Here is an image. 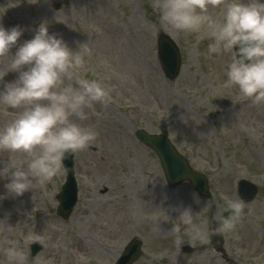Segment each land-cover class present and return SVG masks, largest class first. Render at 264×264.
<instances>
[{
	"label": "rangeland",
	"instance_id": "rangeland-1",
	"mask_svg": "<svg viewBox=\"0 0 264 264\" xmlns=\"http://www.w3.org/2000/svg\"><path fill=\"white\" fill-rule=\"evenodd\" d=\"M225 2L210 4L208 13L219 18ZM41 21L73 50H79L78 44L87 46L83 66L64 83L76 87V77L96 79L109 94L103 103L84 107V119L70 117L98 133L87 148L75 152L79 199L70 218L55 212L65 183L62 165L49 181L37 180L23 195L0 200V264H8L5 249L12 245L24 251L26 264H114L131 238L143 244L135 264H225L208 236L229 215L224 192L232 195L241 179L254 183L257 195L244 204L234 231L219 233L224 247L234 248L245 264L264 263V103L254 104L235 86L222 87L231 53L209 55L206 35L164 29L153 0H0V23L6 29H24L18 43L32 38ZM162 33L180 52V70L173 80L165 77L158 58L156 40ZM16 75L10 72L4 79ZM20 110L0 106V127ZM137 130L166 135L208 180V198L189 183L168 186L156 155L136 140ZM18 155L0 153V168ZM8 182L0 177V194L6 193ZM120 196L132 205L133 234L119 238L115 247L100 242L97 222L103 215L101 228L110 226L107 212ZM184 207L199 214L197 223L207 228L206 239L194 241L189 229L175 228L179 213L174 209ZM35 243L42 249L32 258ZM233 259L231 264H237Z\"/></svg>",
	"mask_w": 264,
	"mask_h": 264
},
{
	"label": "clouds",
	"instance_id": "clouds-1",
	"mask_svg": "<svg viewBox=\"0 0 264 264\" xmlns=\"http://www.w3.org/2000/svg\"><path fill=\"white\" fill-rule=\"evenodd\" d=\"M35 2V0H33ZM219 0H153L160 25L170 32L204 34L210 39L207 53L230 52L222 87L234 86L254 104L264 103V0H226L219 18L208 13L209 5ZM24 29H6L0 23V106L21 109L10 122L0 127V153L10 156L0 177H8L6 195L19 197L57 175L68 155L89 146L98 135L93 127H83L70 119L85 118L84 107L103 103L109 92L96 79L76 77L77 86L65 84L74 70L83 66L88 49L78 51L56 34H50L41 21L32 38L18 43ZM16 47L15 52L10 50ZM234 46L236 50L234 51ZM15 79L5 81L8 73ZM22 156L23 158H20ZM198 202V196L194 193ZM229 215L222 218L220 233L233 232L244 215V201L225 197ZM178 214L175 228L189 229L192 240L207 238V228L197 223L199 214L190 207L174 209ZM8 264H26L24 251L12 245L5 249Z\"/></svg>",
	"mask_w": 264,
	"mask_h": 264
},
{
	"label": "water",
	"instance_id": "water-1",
	"mask_svg": "<svg viewBox=\"0 0 264 264\" xmlns=\"http://www.w3.org/2000/svg\"><path fill=\"white\" fill-rule=\"evenodd\" d=\"M158 56L163 70L168 79L173 80L179 72L180 56L179 50L175 43L166 35L161 34L157 40ZM237 46H234V51ZM135 136L139 142L150 147L157 155L160 165L163 169L166 181L170 185H178L183 182H189L191 186L199 193L206 197L208 194L207 179L202 174L193 171L188 161L180 155L169 139L164 134L150 135L143 130H137ZM73 154L67 156L62 161V165L67 174L65 184L62 186L58 195L59 205L58 215L66 218L76 202V183L73 171ZM241 200L245 204L249 203L256 194V188L251 183L239 181L237 184ZM213 247L219 250L222 244L221 237L218 233L211 236ZM140 243L133 241L117 264H131L140 255ZM41 249V245L36 243L31 246V252L34 256Z\"/></svg>",
	"mask_w": 264,
	"mask_h": 264
},
{
	"label": "flooded vegetation",
	"instance_id": "flooded-vegetation-1",
	"mask_svg": "<svg viewBox=\"0 0 264 264\" xmlns=\"http://www.w3.org/2000/svg\"><path fill=\"white\" fill-rule=\"evenodd\" d=\"M129 190V189H128ZM126 190L124 194H126V198L131 194V191ZM232 195H234L236 198L240 199L239 194L237 193V188L235 184V189L232 192ZM231 193L224 192V201L225 197L231 198L232 197ZM119 197V196H118ZM125 198V197H124ZM114 205L111 206V210L107 212L110 214V226L107 227V229H102V216L99 215L98 222H97V232H98V238L101 243L105 242H110V245L116 244L119 241V238H127L129 235L133 234L131 233L133 230V218L131 216L132 214V205L128 202L127 199H122L120 196L119 200H114ZM105 213V214H107ZM166 218V215H165ZM167 218V220H169ZM108 242V243H109ZM100 246V244L98 243ZM210 246L212 247L211 243ZM183 250L186 251L188 250L186 247H183ZM218 256L221 258V260L225 264H231V257H235L238 260H241V255L236 252L233 248L226 247L223 249L221 254H218ZM118 256H115V259ZM114 259V262H115ZM244 259H242V262H238L237 264H242Z\"/></svg>",
	"mask_w": 264,
	"mask_h": 264
},
{
	"label": "bare ground",
	"instance_id": "bare-ground-1",
	"mask_svg": "<svg viewBox=\"0 0 264 264\" xmlns=\"http://www.w3.org/2000/svg\"><path fill=\"white\" fill-rule=\"evenodd\" d=\"M73 2H74V0H73ZM150 205H152V204H150V203L149 204H146V207L147 208H150ZM165 215H166V218L164 217L165 219L169 218V214H165Z\"/></svg>",
	"mask_w": 264,
	"mask_h": 264
}]
</instances>
